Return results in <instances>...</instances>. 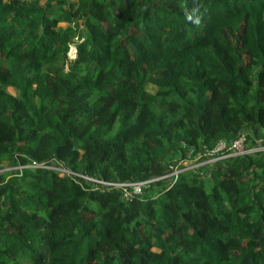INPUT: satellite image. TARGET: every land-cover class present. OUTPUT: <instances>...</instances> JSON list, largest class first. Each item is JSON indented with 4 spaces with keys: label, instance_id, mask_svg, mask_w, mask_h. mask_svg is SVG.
<instances>
[{
    "label": "trees",
    "instance_id": "1",
    "mask_svg": "<svg viewBox=\"0 0 264 264\" xmlns=\"http://www.w3.org/2000/svg\"><path fill=\"white\" fill-rule=\"evenodd\" d=\"M251 147L264 0H0V264H264Z\"/></svg>",
    "mask_w": 264,
    "mask_h": 264
},
{
    "label": "built area",
    "instance_id": "2",
    "mask_svg": "<svg viewBox=\"0 0 264 264\" xmlns=\"http://www.w3.org/2000/svg\"><path fill=\"white\" fill-rule=\"evenodd\" d=\"M245 139L242 137L239 140L233 142L230 146V154L233 153V157L235 156H240V155H244L246 153H248V151L246 150L245 147ZM245 148V150H244ZM224 149V144H220L217 148V151H221ZM146 186V183H140V184H136V185H132V186H127V185H121V186H117L118 188H128V187H132V194L133 195H139L141 193V190ZM126 196L128 195V193L125 194Z\"/></svg>",
    "mask_w": 264,
    "mask_h": 264
},
{
    "label": "rangeland",
    "instance_id": "3",
    "mask_svg": "<svg viewBox=\"0 0 264 264\" xmlns=\"http://www.w3.org/2000/svg\"><path fill=\"white\" fill-rule=\"evenodd\" d=\"M74 55H75V50H74L73 48H71L70 51H69V54H68L69 59H73V58H74ZM147 90L153 92V91H155V88L149 86V87L147 88ZM8 91H9V93H10L11 95H13V96L17 95V93H16L14 90H12V89H9ZM259 144H260V143L258 142V145H259ZM244 150H245V148H244ZM248 150H249V153L261 152V151H264V147H263V148L251 147V148H249ZM233 155H234V154L231 153L230 155L226 156L225 158L233 157ZM214 161H215V159H213V160H209V161H206V162H202V163L193 164V166H190V167L186 168V170H188V169H198V168H200V167H205V165H209V164L213 163ZM205 169H207V168H205ZM180 171H181V170H175V171H174V174H172V175H176V174L179 173ZM62 173H63V172H62Z\"/></svg>",
    "mask_w": 264,
    "mask_h": 264
}]
</instances>
